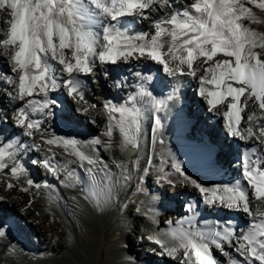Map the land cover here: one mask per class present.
Segmentation results:
<instances>
[{"label":"snow or ice","instance_id":"obj_1","mask_svg":"<svg viewBox=\"0 0 264 264\" xmlns=\"http://www.w3.org/2000/svg\"><path fill=\"white\" fill-rule=\"evenodd\" d=\"M173 4H179V0H0V10L7 9L11 17L3 20V27H0V57L9 68L8 72L0 73V82L12 88V92L5 90L6 96L21 102L14 123L22 129V136L31 138L34 131H40L44 139L41 125L44 120L55 118L53 109L58 106V100L48 96L61 87L58 81L63 80L68 96L75 94L83 101L84 91L78 77L103 70L106 64L116 66L118 62L127 63L131 59L152 61L172 78L196 77L199 70L202 74L197 94L206 98L210 111L222 115L227 134L256 143L242 154V180L234 181L231 186L209 188L191 177L185 176V179L195 186L201 201L207 205L219 204L224 209L260 219L246 231L231 227V222L220 221L207 231H172L170 235L175 243L165 244L164 253L173 257L176 264H253L254 260L264 264V210L260 207L264 205V170L260 168L264 164V58L256 51L257 48L264 50V32L245 24V21L264 23L248 6L264 10V0L259 3L257 0H194L160 16L166 6L172 8ZM152 17L157 18L150 29H135ZM221 54L226 58L218 59ZM169 60L178 61V64L171 67ZM53 61L61 66L59 72ZM184 66L188 68L187 73ZM134 76L145 81L153 79L147 75L141 77L140 72H135ZM34 94H42L43 99H32ZM174 99L172 94L158 99L151 91L142 90L127 96L123 104L108 101L105 107L111 120L103 133L107 140L95 137L91 141H81L53 135L46 139V144L60 146L78 157L80 168L93 181L98 175L101 180L108 181L106 190L110 196L112 187L119 181L113 179L109 163L99 152L112 148L113 122L118 125L124 145L137 146L143 119L155 111L149 147L157 142L163 144V140L155 139L163 128L159 113ZM149 103L152 107L146 106ZM220 105H225L227 110L220 113ZM246 109L249 114L245 120ZM30 112L33 116L38 114L39 118H30ZM114 113L120 114L118 120ZM33 147L39 149L40 145H25L19 139L16 143H4L0 146V171L8 169L12 162L10 172L19 177L24 169L14 161L18 153ZM249 153L256 158L253 160ZM48 154L57 155L51 148ZM44 164L50 172L57 171L49 160ZM115 167L125 168L123 162L115 163ZM173 167L177 173L185 175L179 163ZM68 175L72 176L73 172L69 171ZM124 178L127 183L132 173L124 170ZM77 180L87 187V180L79 177ZM27 184L41 188L40 183L34 184L30 178ZM7 187L11 189L14 185L9 183ZM28 190V187L23 188V191ZM250 191L259 202L255 209ZM223 223L228 226L223 227ZM5 235L6 226L0 224V237ZM212 245L225 257L224 261L213 256ZM227 245H233L231 252ZM233 253L235 255H231Z\"/></svg>","mask_w":264,"mask_h":264},{"label":"bare ground","instance_id":"obj_2","mask_svg":"<svg viewBox=\"0 0 264 264\" xmlns=\"http://www.w3.org/2000/svg\"><path fill=\"white\" fill-rule=\"evenodd\" d=\"M194 2V0H179V4H173V7L178 6V5H185L188 3ZM171 8H168L167 6L165 7V10L160 12V16L164 15V13L170 12ZM3 16V15H2ZM1 17V16H0ZM10 17V15H9ZM7 16H4L2 18H0V27H3V20L6 19H10ZM156 17H152V19H149L148 21H144L141 22L138 26V28L140 30H148L151 28L152 26V20H154ZM139 30V31H140ZM166 48L164 49V51L166 52ZM166 59H169V57H165ZM226 57H221L220 60L225 59ZM147 63V62H152V61H144V60H135V59H131L129 60L127 63L124 62H118V66H119V75H121V72H125L128 74V76H132V72L134 74L133 69L136 67V65H142L143 63ZM152 63H156V62H152ZM170 66L172 67L173 65H175L176 63H178V61H171L169 60ZM200 61H197V64H199ZM53 64L55 65V68L57 70H59L61 68V66L53 61ZM0 65H1V71L2 73L4 72H8L9 68H8V64L5 63L4 59L2 57H0ZM110 65L106 64L103 67V71H105L107 73V77L106 75H104L102 73L101 70H97L94 71L93 73H98L97 75H101V82H102V87L101 90L100 89H96L97 92H90L88 93V97L89 99L93 102V103H99L102 102L101 97L97 94H99L100 91H103L105 88H109V90H113L115 89V91H120L121 89L123 90L126 86V84L122 83V81H117L116 79L119 78V75L116 77L115 74V78H114V84H113V88L110 89V86H107V79L110 78V76H113L114 74L110 73L109 71H106L107 68ZM175 67V66H174ZM97 68L99 69V65H97ZM160 69L162 70V66H160ZM184 71L185 73L188 72V68L186 66H184ZM162 74L163 71H161ZM202 73L198 70L196 77H192L190 75H184V76H178L177 78H172L169 75H163L165 77L164 81L165 84L167 86L170 85H174L180 80V79H184L185 83L188 87V89L190 87L193 86H197L198 88V81H199V77ZM67 75V74H65ZM90 77V75H84L85 77ZM96 77V76H94ZM58 83H60L61 88H64L63 83L61 81H58ZM1 86H4L5 88L8 89L9 92H12V88L8 87L7 85L3 84L2 82H0ZM209 87H211L209 85ZM195 88V87H194ZM65 93H67L66 91H64ZM188 92V91H187ZM172 94L173 93H169ZM197 95V94H195ZM100 98V99H98ZM70 101V98H67ZM66 100V99H65ZM99 100V101H98ZM181 101V99H177L175 98L174 100H172L168 106H170V108L175 107L176 104H178ZM206 101V98H205ZM204 99H199L196 98V100H192L191 98L188 99H184L182 102L183 104V108L180 111V115L177 118H174V120L171 122L170 127L168 125L166 132L167 134L172 137H168L169 139H167L164 144H160V143H156L154 145V147L150 148L148 147L146 149V151L143 150L142 153V148L143 145L146 146L144 139L145 136L149 138V140L152 138V129H153V125L151 123H149V118L146 114L145 118L142 121V129L141 132L138 136L137 139V146L136 147V152L135 154H133L129 159L125 160L123 159L121 156H116L118 159H120L119 161L123 162L125 168L124 170H128L132 173V178L127 181V183H125V178H124V170L120 172H118L117 176L119 177V187H118V194L119 197H121L122 199L125 198H129L134 194L135 191V187L137 188L139 185H142L144 183V181L146 182V180H148V178L146 179V174L148 173V169L147 167L153 168L152 166H154L153 164H155V161L158 159L160 160V158H162V156L164 154H168V158L164 159L166 160L170 166L174 165L176 163H180L183 162V160L188 161V167L185 169L184 174L185 175H181L180 173L175 172L173 174L172 179L179 183V184H175V188L172 191H175L176 194L178 193L180 195L185 194L186 192H189L190 194H194V195H198L200 196L198 190L195 188L194 185H192L190 182H188V180L185 179V176L187 177H191L192 179H195L194 176H196L198 179V181H200L199 183H202L204 186H206L205 183L201 182L204 181L202 178H210V174H214L216 173V170H213L210 168V166H212L214 168V165H218V162H223L225 161V159L223 160V156H226V152L222 153L219 152L220 148H224L223 144L221 143V140H219V138H217V135L214 134L212 131L214 129H216V131H220V130H224L222 127L225 128V126H222L223 124L221 123L223 120L222 115H217L214 112L209 110V106L205 104ZM0 102L3 104V108L0 112V116L4 117L6 119H8V116H11V114L13 112H15L16 110V106L19 105L20 101H17L15 99H10L8 96H6L4 94V92H2L0 90ZM4 102L6 103V105L9 107V109L7 110L6 106L4 105ZM66 102V101H65ZM195 102V106L199 107V113L201 112V109L203 112H205V118L207 117L208 119L212 120L215 122V125H211V127L209 125H206L203 122V119L201 118L200 114L194 110V103ZM70 103V102H69ZM107 102L104 103V105H106ZM251 103V102H250ZM88 104V103H87ZM101 104V103H99ZM192 104V105H190ZM82 105H86L84 103H82ZM82 106V107H83ZM67 111L69 112V116H72V118H74L78 123H83L86 127H87V132L89 133V135L86 138H83V141H91L93 138L95 137H100L102 139V141L107 140L108 138L106 136L103 135V133L106 132L107 127L109 125V122L111 120V114L109 113V111L107 110L106 107H104L106 109V111L104 112L103 110H100L101 113H97L96 114V109H94L93 107H83L82 109H75L74 105L69 106L67 103ZM80 108V107H78ZM219 108V112L222 113L223 111L227 110L225 105H220L218 106ZM85 109H87V111H85ZM103 111V112H102ZM99 112V111H98ZM165 116L168 117L169 112H165L164 110L161 111ZM202 114V113H201ZM249 114V110L246 109L245 113L243 114L245 117V120L247 118V115ZM114 115L116 116L117 120L119 119L120 114L119 113H114ZM105 118V119H104ZM222 118V119H220ZM116 123V122H115ZM169 123V121H168ZM114 124V122H113ZM205 124V127L209 126V130L210 132H204L201 134V128L202 126ZM222 126V127H220ZM118 127V126H117ZM114 124V132H113V137H112V148L110 150H108L107 154H105V162L109 163L110 167L112 168V165L115 163V153L114 151H118L119 152L123 149V147L125 146L123 143V137L122 135H120L121 137H119L118 135L119 133V129L117 128ZM220 127V128H219ZM245 127L244 122L242 121L241 123V128ZM74 129H76V126H74ZM226 129V128H225ZM79 132H81V129H78ZM116 134V135H115ZM159 134V132L157 133V135ZM166 134V135H167ZM218 134V133H217ZM156 135V137H157ZM155 137V139H156ZM225 138L230 139L231 143H245V141H243L241 138L239 137H231L230 135L227 134L226 132V136ZM48 149L51 148L52 152L56 153L57 155L55 157L52 158L53 161H63L65 162V166L64 168L61 169L62 174L63 172H73V174H77L80 175L81 178L83 179V177L85 178H90V176H87L88 174H85V172L83 171V169L80 168L79 164V158L72 155L70 152H66L62 147H57V145H52V146H47ZM82 150H85L82 148ZM214 152L212 153V155L216 156L217 159V163H213L214 165H211L210 160H209V153L210 152ZM99 153H104V151H101ZM142 158L140 161L139 159ZM150 161V162H149ZM52 164V163H50ZM84 164L86 165V162H84ZM147 165V166H146ZM96 167V166H93ZM172 168H174L172 166ZM175 169V168H174ZM118 171V170H117ZM237 171V170H236ZM45 172L42 171L40 173V175L42 176ZM194 173H198V175H194ZM68 174V173H66ZM0 175H4L5 177H8V179H13L16 180L15 182H17V187H14L13 192L11 191H7V193H11V194H16L17 197L14 198L13 196L7 195L10 198L5 199L4 196L6 191H1V185L4 184V182L0 181V197H2L3 199L0 200V207L5 210V211H9L10 214H16L15 216V227H7V232L5 236H8L9 238H11L12 241L9 240H5L4 237H0L1 241H4L5 243L2 245L4 247H8V244H10L11 246H14V249H8V252L10 254H12V257H18L19 256H25L23 255V250L25 254L28 253V255L30 254L31 256L36 257V259L33 260V264H45L46 262L43 261L44 259H48L47 254H43L41 255V253H39L37 251V249H35V247H28L27 244L29 243V234L31 235H35L33 234L34 232L36 233L38 231V229L31 225L29 223V221L27 222V218L29 215H31L33 212L30 209H26L25 210V205L27 204L28 201L35 203L36 205H38L39 207H43L52 203H56V205H58L57 200H53V197L48 196L45 193H50V186L44 187V188H33V187H29L28 191H25L26 194L24 193V195H26L27 199H24L22 197H20L21 195H23V189H21V187H25V178L24 177H14V176H9L7 175L4 171L0 172ZM63 176V175H62ZM2 178V177H0ZM68 179V176L62 178L65 180ZM41 180V179H40ZM99 181V175L97 176L96 181ZM66 181V180H65ZM91 181L89 180V183ZM209 182V181H207ZM105 183V182H104ZM106 185L108 184V181L105 183ZM246 184V182H245ZM89 185V184H88ZM140 187V186H139ZM208 183H207V186ZM63 186L58 183H55L53 189L59 190L58 192L60 193V197L62 198V200L64 201V209L67 210L68 212V216L70 218V221L74 224V226L76 227V223L80 222L78 221L77 218V214L73 209L68 205L69 201L66 200V193H64L65 191H63ZM211 188V187H209ZM113 189V188H112ZM3 190V189H2ZM48 191V192H47ZM53 195V194H52ZM88 195L89 198L91 197V199L96 200L95 197L98 195H94L93 191H90V185L89 187H86L85 189H83V192H79L77 193V202H80L81 204L84 203L85 201V196ZM55 196V195H53ZM66 196V197H65ZM201 197V196H200ZM98 198L100 199L98 202L96 200V207L97 210H94L92 212V218L93 221L97 224V226H101L102 224H104L105 222H109L110 220L113 221L114 223H120L122 225H127L128 227L131 225L130 221H127V219H125L123 215H116L114 217V212L112 213L111 209L113 207H111L110 205V201L112 198V191L111 194L109 196L107 190L103 193V195L100 197L98 196ZM177 198V197H176ZM175 198V200H176ZM250 198H251V202L253 205V209H255V206L258 205L259 202L255 201V199L252 197L251 191H250ZM56 199V198H55ZM171 197L167 194L166 191H164V189L162 188L161 190H159V188L156 189L155 194H152L149 196L148 199L145 200L144 202V206L145 209L147 210V215H148V232H149V236H144L141 237L139 239H137V242H134L133 244L129 241L130 236H128V234L126 233V231H122V235H121V239H119L120 241H118L116 244L111 245V246H105L104 249H102L101 253H100V257L99 260L97 261V263L95 264H139V260H132L130 257H128L125 253H124V246H126V244L129 246V249L132 250V254L134 253L135 256H137L138 254H140L141 252H145V253H149V250L147 249H155V255L154 257L156 258L154 261L159 262L160 263L163 262H175L176 264V260L165 254L164 253V245L165 244H172L175 243L172 240L171 235H167L166 233H171L172 231H176L177 233L182 232L181 230L185 231L186 229H190L192 230V226H190L192 223H194V220H190V223L186 222L185 225L183 227H178V221H180L182 219V216H176V212H179L180 210L183 212V208H181L183 205H181V202L176 201V207L175 208H163V209H156L160 204V206H165V204L169 201H171ZM92 200V201H93ZM102 200V201H101ZM201 200V198H200ZM66 201H68L66 203ZM101 201V202H100ZM104 202V203H103ZM95 203V202H94ZM103 203V204H102ZM72 205V204H71ZM220 206L219 204L215 205V206H211V208H215ZM30 207V206H28ZM261 210H264V205H260ZM181 208V209H180ZM223 208V207H222ZM25 210V212H24ZM167 211L168 215L171 216L173 218L172 222H166L164 219H162L164 217V213H162L163 211ZM16 211V212H15ZM174 216L176 219H174ZM241 216L243 218H252L250 215L245 214V213H241ZM198 217V216H197ZM19 221H21V223L19 224ZM25 223H24V222ZM23 223L25 224V226H23ZM85 223V222H84ZM78 225V223H77ZM26 227L29 228V231H31L28 234V231H26ZM74 227V228H75ZM195 230V229H193ZM20 231L24 232V236H22L20 234ZM25 236L27 237V240L25 239ZM75 236L70 237L71 239L69 240V242L66 243V245L64 243H62V247H68L65 250V253L62 255V258L64 259L65 257H69L70 255H72V250L75 248L76 243L74 242V240H76L74 238ZM96 242L94 241L92 243V246L90 247L92 250H95L98 248V237L95 236ZM127 240V241H126ZM159 241V242H158ZM13 242V243H12ZM128 242V243H127ZM1 243V242H0ZM126 243V244H125ZM26 244V245H25ZM141 245V246H140ZM27 246V247H26ZM140 247V249H134L136 247ZM213 249V253L216 254V257L218 258V260L220 261H224V258L219 255V251L215 249V246L212 245L211 246ZM227 250L229 252H231V247L229 245L226 246ZM147 248V249H146ZM63 249V248H62ZM134 249V250H133ZM74 251V250H73ZM12 252V253H11ZM17 252V253H15ZM43 252V251H42ZM15 253V254H14ZM46 253V252H44ZM75 253V252H74ZM29 255V256H30ZM180 255L182 256V252L180 253ZM231 255H234L231 254ZM41 256V258L39 257ZM74 256V255H73ZM131 256V255H130ZM72 257V256H71ZM133 258V255L131 256ZM153 257V258H154ZM51 258V257H50ZM49 258V259H50ZM9 260H0L1 264H30L23 262L22 260L19 259H11L8 258ZM62 259V260H63ZM192 259L194 260V253L192 254ZM59 260V259H58ZM31 261V260H30ZM52 262V261H51ZM50 263V262H47ZM54 263V262H53ZM259 263V262H258ZM51 264V263H50ZM158 264V263H157ZM164 264V263H163Z\"/></svg>","mask_w":264,"mask_h":264},{"label":"rangeland","instance_id":"obj_3","mask_svg":"<svg viewBox=\"0 0 264 264\" xmlns=\"http://www.w3.org/2000/svg\"><path fill=\"white\" fill-rule=\"evenodd\" d=\"M259 2L260 0H257V3ZM248 6L253 8V11L256 14L258 19L264 20V10L258 9L255 5L249 4ZM0 16H1L0 18L4 16L9 17L8 10L7 9L0 10ZM245 24L250 26L256 31L264 32V23L249 24L248 21H245ZM256 51L261 52V56L262 58H264V50L257 48ZM221 57H224V56L221 54L217 58L221 59ZM1 68L2 67L0 65V73H2ZM101 71L102 73L105 72L103 70ZM97 74L96 73L91 74L92 76H96V77H92V81L88 85V88L91 90V92H94V91L97 92L96 89L101 90V87H102V82H101V77H100L101 75L100 74L97 75ZM98 80H99V86H98ZM191 89L195 94H197L198 88L196 85L193 86ZM0 90L2 92H5V90L8 91L7 88L1 85H0ZM196 96L199 97V99H204L205 101V98H201L198 94ZM99 103H102V102H99ZM99 103L97 102L93 103L89 101L88 102L89 105L87 106L93 107L94 109H96L95 110L96 114L97 113L99 114L101 113L100 110H103L100 106L101 104L99 105ZM205 104H206V101H205ZM82 106L83 105H79L75 107L76 109H82L83 107H86V106H83V107ZM78 107H81V108H78ZM102 117H103V114H102ZM147 141H148L147 147L144 145L143 147H141L142 153H143V150L146 151V149L149 147L148 136L146 137V139H144L145 143ZM163 144L165 145V143ZM107 152L108 151L104 152V154H107ZM114 153H115L114 154L115 157L121 156L119 150L114 151ZM99 154H102V153H99ZM141 159L142 158H140L139 161ZM119 160L120 159L116 157L115 163L121 162ZM115 163L112 165V168L111 167L110 168H111V172L114 174L113 179L115 181H119V177L117 176V174L118 172L121 173L122 169L116 168ZM153 165H154L152 166L153 168L149 169L147 167L148 173L146 174V177L148 178V180L146 182L144 181L142 185H139L140 187L139 186L137 188L135 187L134 194L131 197L129 198L127 197L125 199H122L121 197H119V194L117 191L120 185L119 183L115 184L112 187L113 189H112V198L110 201V205L113 208L111 209V211L112 213L114 212V217L119 214H122L123 216H125L124 218L127 219V221H130V223L132 224V227L130 226L128 227L127 225L125 226V225H122L116 222L114 223L111 220L109 222H105L99 227L93 221L92 212L94 210H97V207L95 206L96 200L99 201L101 199V198L99 199L98 196L101 197L103 193L106 191V184H105L107 182L106 180H101L99 177V181L98 180L93 181L91 177L90 178L83 177L84 180L88 181V184L90 185V191H93L94 195H98V196L95 197L96 200H93L91 199V197L89 198V196L87 195L88 199H85L84 203L81 204L80 202H77L76 200L77 193L83 192V190H80V186H79L82 184H79L77 180V178L78 177L81 178V176L77 174H73L72 176H69L68 174H66L68 173V171L63 172V174H60V176H56V180L59 182V184H62V186L64 187L63 191H65L64 193L67 194L66 195L67 197L66 196L65 197H66V200H68L69 202L66 201V203L68 202L69 203L68 205L70 207L72 206L71 208L73 209V212L74 211L76 212L78 221L80 222H77L78 225L76 223V227H75L74 224L70 221V218L68 216L69 214L67 210L64 209L65 208L63 205L64 201L60 197L61 195L58 192L59 190L55 191V189H53L54 192L51 191V194L47 191L48 193H45V194L53 197V200L55 201L57 200L58 205H56V203H52V204L48 203V205L46 206L39 207L35 203L28 201L24 207L25 210L30 209L33 212L31 215L26 217L27 222L29 221L31 225L35 226L38 229L36 233L35 232L33 233L35 235H31L29 234L31 232L29 231V228L28 227L25 228L29 234V243L27 244V246L35 247V249H37V251L41 253V255L42 253L47 254L48 259L43 260L46 262L45 264H50V263L51 264H95L99 260L102 249H104L105 246H111V245L116 244L118 241H120L119 239H121V235H122L121 232L125 231V229H128V236H130V238L132 239V243L137 242V239H139V235L149 236V232L147 228L148 227V222H147L148 215H147V210L145 209V206H144L145 200L148 199L150 195L155 194L154 192L155 186L159 188V190L163 188V189H166V191L171 192L175 188V184H179L172 179L173 174L176 172V170L172 168V165L170 166V164L166 160H164L163 158H160V160L157 159L155 161V164ZM85 174L87 173L85 172ZM66 176H68V179L65 178L66 180L65 181L62 178ZM0 177H2V179L0 178L1 182L5 181L4 184L1 185V191H6L5 192L6 196H4V198L8 199L10 197L7 195H10L11 193L9 194L7 193V191H11L12 189H14V187H17V182H14L13 179L3 178V175H0ZM89 180L91 181L90 183H89ZM9 183L11 184L14 183L12 184L14 185L12 189H9L7 187V184ZM71 185H76V186L72 187ZM89 185H87V187H89ZM82 186L84 187L83 189H85V186L84 185ZM13 191L14 190H12L11 192ZM24 193L26 194V192L23 191V195H21L20 197L27 199L26 198L27 196L24 195ZM52 194L55 196H53ZM10 196H13L14 198L17 197L16 194H11ZM162 213H164V217L162 219H164L166 222H172L173 218L168 215V212L166 210L163 211ZM176 216H179V214H176ZM174 219H176L175 216H174ZM20 223L21 221H19V224ZM24 223H23V226H25ZM136 231L138 233H136ZM72 236H75L74 238L76 239L74 240V242L76 243L75 248L73 249L74 251L72 250L73 252L72 255H70L69 257H65L63 259L62 255L65 253V250L68 247H64V246L62 247L63 245L62 243L65 242L64 244L66 245V243L69 242V240L71 239L70 237ZM95 236L98 237V248L95 250H92L90 247L92 246V243L94 241L96 242L97 240L95 239ZM144 236H141V237H144ZM25 239L27 240L26 236H25ZM0 242H1L0 243V260L2 259L9 260L8 258H11V259H19L22 261L24 260L23 262H26V263L30 262V264H33L32 263L33 260L36 259V257L31 256L30 254L29 256L28 253L25 254L24 253L25 250H23V253H22L25 256L22 257V256L17 255L18 257H12V254L8 252V249H10V247H7V246L4 247L2 243L4 244L5 242L1 240ZM39 257L41 258V256ZM47 262H50V263H47Z\"/></svg>","mask_w":264,"mask_h":264},{"label":"water","instance_id":"obj_4","mask_svg":"<svg viewBox=\"0 0 264 264\" xmlns=\"http://www.w3.org/2000/svg\"><path fill=\"white\" fill-rule=\"evenodd\" d=\"M121 157L125 160L129 159L136 152V147L133 145H125L123 149L120 151Z\"/></svg>","mask_w":264,"mask_h":264}]
</instances>
